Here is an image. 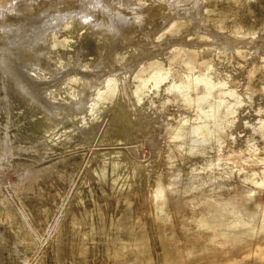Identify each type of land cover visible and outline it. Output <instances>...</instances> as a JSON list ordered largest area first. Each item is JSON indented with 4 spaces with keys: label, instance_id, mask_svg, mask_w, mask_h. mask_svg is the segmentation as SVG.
I'll use <instances>...</instances> for the list:
<instances>
[{
    "label": "rangeland",
    "instance_id": "rangeland-1",
    "mask_svg": "<svg viewBox=\"0 0 264 264\" xmlns=\"http://www.w3.org/2000/svg\"><path fill=\"white\" fill-rule=\"evenodd\" d=\"M30 1L0 0V76L39 94L27 101L14 94L19 105L0 113V137L11 127L15 144L28 149L18 155L40 157L53 177L28 189L16 160L3 165L0 264H264V0L202 1L198 21L193 0ZM155 7L160 16L149 23ZM73 12L90 21L71 20ZM124 25L125 35L107 36ZM43 26L58 46L49 54L57 67L34 71L23 52ZM112 53L119 64L132 59V71L120 70ZM91 75L97 83L73 118L64 105H75ZM124 83L134 103L119 93ZM122 108L141 124L137 136L145 130L150 139H124ZM24 128L37 140H23ZM129 175L137 186H126ZM139 188L149 195L148 211L140 210Z\"/></svg>",
    "mask_w": 264,
    "mask_h": 264
},
{
    "label": "bare ground",
    "instance_id": "bare-ground-1",
    "mask_svg": "<svg viewBox=\"0 0 264 264\" xmlns=\"http://www.w3.org/2000/svg\"><path fill=\"white\" fill-rule=\"evenodd\" d=\"M26 1V0H25ZM30 1V0H29ZM49 1H52V0H49ZM55 1L56 0H54V3H55ZM60 1V0H59ZM86 1H89V2H91L92 3V5H94V4H96V5H98V6H108L109 7V4H108V2H105V1H103V0H86ZM121 2H120V4H122L123 2H128L127 0H120ZM202 1H204L205 2V4H207L208 3V1L207 0H193V6H194V10H195V12L193 13V17H194V19H196L197 21H198V19H199V15H200V13H199V11H200V8H201V6L203 5V7H204V4H202V3H204V2H202ZM31 2V1H30ZM29 2V3H30ZM35 2V1H34ZM74 2V1H73ZM202 2V3H201ZM23 3V2H22ZM32 3H33V1H32ZM31 3V4H32ZM41 3L42 2H40L39 4L41 5ZM47 3H49V2H47ZM54 3H51L50 2V4H53L54 5ZM57 3V2H56ZM79 3V2H78ZM88 3V2H87ZM20 4V3H19ZM19 4H16L17 5V8H18V10H19V7H20V5ZM27 4H28V2H27ZM31 4H30V6H31ZM76 4V3H75ZM90 4V3H89ZM19 5V6H18ZM32 5H34V4H32ZM95 5V6H96ZM22 6V5H21ZM23 6H24V3H23ZM25 6H27V5H25ZM36 6H38V4L35 2V7ZM47 6H49L48 4H47ZM79 6V5H78ZM156 6V5H155ZM158 7H162V6H160V5H157ZM156 6V7H157ZM50 7H53V6H50ZM49 7V8H50ZM111 7V6H110ZM152 7V6H151ZM156 7L154 8V9H151V8H149L148 9V12L146 13V14H148L147 16L149 17L148 19H151V18H153V19H157V15L161 12L160 10H162L161 8H157L156 9ZM2 8V7H1ZM3 8H5V7H3ZM16 8V7H15ZM21 8V7H20ZM23 9L25 8V7H22ZM21 8V9H22ZM34 7H32V9H33ZM35 9H37V8H35ZM34 9V10H35ZM45 10H46V8H44ZM43 9V10H44ZM48 9V8H47ZM53 9H54V7H53ZM108 10H109V8H107ZM4 10V9H3ZM6 10V9H5ZM26 10V9H25ZM49 10V9H48ZM184 10V9H183ZM182 10V11H183ZM187 10V9H186ZM203 10V9H202ZM201 10V11H202ZM181 11V9L179 8L178 9V13H181L182 12ZM21 12V11H20ZM46 12H49V11H46ZM54 12V11H53ZM109 12V11H108ZM158 14H157V13ZM184 12H185V10H184ZM187 12H189V11H187ZM186 12V14H188ZM203 12V11H202ZM202 12H201V14H202ZM77 13H79V11L77 12ZM77 13H75L74 14V12L70 15V16H68L69 18H72L71 20H73L74 19V21H75V16L77 15ZM119 13V12H118ZM177 13V14H178ZM163 14H165V13H163ZM176 14V15H177ZM185 14V15H186ZM204 14V13H203ZM202 14V15H203ZM263 14V13H262ZM7 15V14H6ZM143 15V14H142ZM168 14H166V16H167ZM183 15V14H182ZM2 16V15H1ZM4 16V15H3ZM82 16H84V17H82ZM123 16V15H122ZM158 16H160V15H158ZM165 16V17H166ZM261 16V15H260ZM67 17V18H68ZM140 17V16H139ZM138 17V18H139ZM145 17V16H144ZM156 17V18H155ZM168 17V16H167ZM262 17V16H261ZM261 17H259V18H261ZM90 17L89 16H87V15H85V13H83V14H78L77 15V17H76V22L78 21L79 23H84V22H88V21H90V19H89ZM134 18V17H133ZM141 18V17H140ZM140 18H139V20H140ZM158 18H160V17H158ZM163 18H164V16H163ZM143 19V18H142ZM145 19H147V17L145 18ZM153 19H151V20H149L148 22L149 23H151V21H153ZM57 20V19H56ZM65 20V18H63V20H61V21H64ZM154 20V21H155ZM160 20V19H159ZM264 20V19H263ZM54 21V20H53ZM73 21V22H74ZM83 21V22H82ZM104 21V20H103ZM132 21V20H131ZM141 21V20H140ZM146 21V20H145ZM153 21V23L155 24V22ZM161 21V20H160ZM164 21V20H163ZM58 22V21H57ZM59 22H60V20H59ZM58 22V23H59ZM86 22V23H87ZM133 22V21H132ZM50 23H51V21H50ZM92 23V22H91ZM95 23V22H94ZM93 23V24H94ZM100 23V22H99ZM152 23V24H153ZM158 23H160L159 21H158ZM161 23H162V21H161ZM161 23H160V25H161ZM261 23V22H260ZM134 24V23H133ZM153 24V27L155 26ZM73 25H74V23H73ZM106 25V24H105ZM126 25V24H125ZM123 26L122 28H119L118 30H117V27H113L114 29H113V31H108L109 33L107 34V36L109 37V38H112V37H120V36H123V35H125L126 34V32H127V26ZM159 25V24H158ZM158 25H156L155 27H157ZM49 26H50V24H49ZM115 26V25H114ZM53 27V26H52ZM97 27V26H96ZM98 27H99V25H98ZM41 28V27H40ZM44 26H43V28H42V30L41 29H39L38 31H37V33L35 34V36L33 35L30 39H29V41L27 42V44H26V50L23 52V56H24V59H25V62L27 63H30V66H31V63L33 64V67H32V69H34V71L35 70H39V69H42V71L43 70H47V71H50L51 69L52 70H55V68L57 67H55V66H53L51 63H50V60H49V54H50V50L52 49H54L55 50V48L58 50V46H57V44L55 43V42H52L51 41V35L49 36V40H48V36H45L46 35V33L48 34L49 32H46L47 30H45V31H43L44 30ZM49 28V30H50V27H48ZM62 28V27H61ZM106 28V27H105ZM46 29V28H45ZM100 29H101V27H100ZM156 29V28H155ZM102 30V29H101ZM107 30V29H106ZM104 31V30H103ZM97 32V31H96ZM213 32H214V30H213ZM45 33V34H44ZM106 33V31L104 32V34ZM214 33H217V32H214ZM100 35V34H99ZM104 36H106V34L104 35ZM108 37H106V41H109L110 39H107ZM222 38H223V36H221ZM102 38V37H101ZM126 38H127V36H126ZM131 38V37H130ZM130 38H127L125 41H127L128 42V39H130ZM227 38V37H226ZM124 39V38H123ZM133 38H131V40H132ZM105 40V39H104ZM130 40V41H131ZM222 40V39H221ZM228 40V39H227ZM86 41V40H85ZM117 41H118V39H117ZM124 41V42H125ZM223 41V40H222ZM229 41V40H228ZM227 41V42H228ZM104 43V42H103ZM107 43V42H106ZM106 43H104V45L106 44ZM110 42H108L107 43V45L109 44ZM223 43V42H222ZM229 43V42H228ZM232 43V42H231ZM230 43V44H231ZM256 43V42H255ZM91 44V43H90ZM94 44V43H93ZM92 44V45H93ZM263 44V43H262ZM262 44H261V46H262ZM102 45V44H101ZM106 45V46H107ZM110 45V44H109ZM115 45V44H114ZM226 45V44H225ZM89 46H91V45H89ZM104 47V49L105 48H107V47ZM116 46V45H115ZM142 46V45H141ZM229 46V45H228ZM236 46V45H235ZM86 47V46H85ZM93 48H95L96 49V47H94V45L92 46ZM91 47V48H92ZM109 47V46H108ZM264 47V46H263ZM262 47V48H263ZM83 48V47H82ZM92 48V49H93ZM95 49H94V51H95ZM111 49V48H110ZM88 50V49H87ZM97 50V49H96ZM106 50V49H105ZM104 50V51H105ZM133 50V49H132ZM80 51V50H79ZM90 51V50H89ZM111 51H112V49H111ZM140 51V50H139ZM152 51V50H151ZM97 52V51H96ZM109 52V51H108ZM134 52V51H133ZM83 53V52H82ZM81 53V54H82ZM88 53H91V52H88ZM98 53V52H97ZM101 53V52H100ZM78 55V58H77V60H78V62L80 63L81 62V60H82V55ZM87 54V53H86ZM94 54V53H93ZM96 54V53H95ZM103 54H104V52H103ZM102 55V54H101ZM123 55V54H122ZM96 56H98V54L96 55ZM100 56V55H99ZM106 56V55H105ZM105 56L103 57V58H105ZM112 56H114V54L112 53ZM112 56H110L111 58H112ZM117 56H118V53H117ZM120 57V56H119ZM118 57V58H119ZM98 58V57H97ZM101 59L100 61H98V66L100 67V68H102L103 70L102 71H104V69H106L107 68V66H109V63L107 62L108 60H106V59ZM131 58V57H130ZM144 58V57H143ZM51 60H52V58H50ZM110 59V58H109ZM84 60V59H83ZM118 59H116V57L114 56L113 57V59H112V61H113V63L114 64H117L118 65V67H120V70H122L121 69V67H124V70L126 69L127 71H129V70H131L130 69V67L132 66V65H130V64H132L133 62H132V59H131V61L129 60V63L128 62H126L125 64H119L118 63V61H117ZM123 60H124V58H123ZM120 61V60H119ZM122 61V60H121ZM134 61V60H133ZM134 65V64H133ZM28 66V65H27ZM54 67V68H53ZM28 68V67H27ZM59 69V68H58ZM115 70H117V71H119L118 69H115ZM123 70V71H124ZM125 70V71H126ZM132 71V70H131ZM130 71V72H131ZM41 72V71H40ZM122 72V71H121ZM118 73H120V71L118 72ZM125 74H126V72H124ZM130 74V73H129ZM131 75V74H130ZM40 76V75H39ZM87 76V75H86ZM92 76V75H91ZM129 76V75H128ZM5 77H7V78H10L11 79V84H9L8 82H9V80L8 79H6ZM34 77V76H33ZM90 77V76H89ZM35 78V77H34ZM40 78V77H39ZM127 78V77H126ZM125 78V79H126ZM36 79V78H35ZM124 80V79H123ZM8 81V82H7ZM83 82H84V84L83 85H81V88L79 89V94H78V96H77V101H76V103H75V105H73V104H70L69 106H67V105H64V109L69 113V116L71 115L73 118H75L77 115H78V113L86 106V103H87V96H88V92H90L92 89H93V87L96 85V83H97V79L96 78H94V76H92L91 78H87V79H84L83 80ZM123 82V81H122ZM126 82V81H125ZM125 84V83H124ZM123 84V87H120V89L118 90L119 91V93H121V94H123V96L125 95V97H129L132 101L134 100V94H133V92H132V88H131V84L130 83H127V84H125L124 85ZM12 85H13V87L14 88H12ZM122 86V85H121ZM31 93H33L32 91H30V92H28L27 90H26V87L24 86V85H22L17 79H16V77H14V76H11V75H3V76H0V113L1 112H4V114H6L7 113V111L9 112V110H11L12 108H15L16 106H18L15 102H16V97H14V94H18L20 97H21V99H19L18 97H17V100L19 99L20 101H27L28 99L30 100V99H32L33 100V98H32V95H31ZM33 94H38L37 92H35V93H33ZM45 94V93H44ZM72 94V93H71ZM18 95H16V96H18ZM39 95V94H38ZM217 96L218 94H214V96ZM47 96V95H46ZM90 96V95H89ZM119 96H121L120 94H119ZM215 96V97H216ZM42 97H45V96H43L42 95ZM122 97V96H121ZM121 97H117V98H120L121 99ZM19 100L17 101V102H19ZM45 100H46V98H45ZM44 99H43V101H45ZM119 100V99H118ZM39 102H41V101H39ZM127 102V101H126ZM130 102V101H129ZM24 103V102H23ZM42 103V102H41ZM133 103H134V101H133ZM21 104H22V102H21ZM20 104V105H21ZM36 104V103H35ZM129 105H131V104H129ZM122 106V105H121ZM125 106H126V104H125ZM124 107V106H123ZM131 107V106H130ZM123 109V112L122 113H120V116L118 117V119H119V122H120V124H121V126H122V128H123V130H124V132L123 133H125L124 135V139H130L131 137H133V136H135V137H139V136H141L142 135V138H143V136H145V137H147V139H150L151 137H150V135H148V134H146V132L147 131H145V130H143V132L142 133H139L138 135L139 136H137V133H138V131H139V129L137 130V128H139L140 127V123L138 124L137 122H135V120H133L131 117H130V115H128V113L124 110V108H122ZM24 110V109H23ZM98 110V109H97ZM138 110V109H137ZM20 111H22V109H20ZM101 111V110H100ZM6 112V113H5ZM23 112V111H22ZM98 113V112H97ZM7 114H9V113H7ZM22 114V113H21ZM24 114V113H23ZM17 115H18V113H17ZM90 115V114H89ZM139 116L141 115V114H138ZM3 116V115H2ZM20 116V115H19ZM28 116V115H27ZM6 117H8V116H6ZM23 117V116H22ZM25 117V116H24ZM116 117V116H115ZM141 117V116H140ZM5 118V117H4ZM3 118V119H4ZM9 118V117H8ZM8 118H5L8 122H10L11 124H12V127H16V126H20L22 123V118L21 117H19V118H17L15 121L14 120H9ZM122 118V119H121ZM221 118V115H218V116H216V117H214L213 119H211L213 122H219V119ZM14 119V118H13ZM24 119V118H23ZM25 119H26V117H25ZM30 119V118H29ZM34 119V118H33ZM45 119V118H44ZM209 119V118H208ZM74 120V119H73ZM140 120V119H139ZM145 120V119H144ZM143 120V121H144ZM25 121H27V120H25ZM147 121V120H146ZM28 122H29V120H28ZM160 123H162V121H159ZM24 123V122H23ZM30 123V122H29ZM38 123V122H37ZM45 122H43V124H44ZM147 123V122H146ZM152 123V122H151ZM25 124V123H24ZM35 124V123H34ZM46 124V123H45ZM25 125H27L28 126V124H25ZM24 125V126H25ZM151 125V124H150ZM31 126H33L32 124H31ZM38 126H39V124H38ZM38 126H36V127H38ZM42 126V125H41ZM49 126L50 125H46L45 127H44V129H48L49 128ZM149 126V125H148ZM153 126V125H152ZM155 126V125H154ZM98 127V126H97ZM22 128V127H21ZM27 129H28V127H26ZM30 128H32V127H30ZM40 128V127H39ZM38 128V129H39ZM77 128V127H76ZM141 128V127H140ZM165 128V127H164ZM19 129V128H18ZM80 129V128H79ZM115 129V128H114ZM120 129V128H119ZM3 130H4V132L2 133V136L0 137V170L1 169H3L2 167H4L3 165H6V164H8L9 162L7 161L8 160V158H11V159H13V161L14 160H16V163H17V165L18 166H20V169L17 171V177H18V181H20V182H24L25 183V185H26V187L28 188V189H31L33 186H34V184L36 183V181H37V179H39V177H44L45 179H51L52 177H53V173H52V171H51V169L50 168H48V167H46L45 165L43 166L42 165V163L41 162H43L44 160H43V158H41L43 161H41L40 162V160H39V158H37L36 160H34V161H32V160H28L26 157V159L24 160V159H22L19 155H18V152L19 151H22V153L23 152H27L28 151V149H26L25 147H21V146H18V145H16L15 144V137L11 134V127H9V129H8V127L6 126V124L4 125V127H3ZM31 130V129H30ZM117 130H118V128H117ZM210 130H215V128H212V129H210ZM21 131V130H20ZM19 130H18V133L20 132ZM33 131V130H32ZM37 131V130H36ZM40 131V130H39ZM75 131H77V130H75ZM74 131V132H75ZM206 131V130H205ZM14 132V131H13ZM83 133H87L86 131L84 132V131H82ZM141 132V131H140ZM209 132H211V131H209ZM33 134V133H32ZM90 135H91V133H89ZM107 134V133H106ZM17 136V135H16ZM117 136V135H116ZM33 137H35V136H33ZM32 137V135L28 132H26V130H25V128H24V131H22V139L23 140H26V139H29L27 142H29L30 143V139H32V141L33 140H35L34 138ZM111 137H113V136H111ZM115 137V136H114ZM117 137H119V136H117ZM19 138H20V136H19ZM38 138V137H37ZM110 138V137H109ZM140 138V137H139ZM18 140V139H17ZM37 140V139H36ZM39 140V139H38ZM112 140V139H111ZM129 141V140H128ZM19 142H20V140H19ZM150 142V141H149ZM21 144H22V142H21ZM25 144V143H24ZM23 144V145H24ZM32 144V143H31ZM229 145V144H228ZM232 146V145H231ZM36 148V147H35ZM136 148V147H135ZM232 148V147H231ZM129 149V148H128ZM229 149H230V147H229ZM142 150V149H141ZM249 150V149H248ZM225 151V150H224ZM38 152V151H37ZM37 152H36V154H37ZM139 151H137V148L136 149H133V148H131V150L129 151V154H131V156L132 157H136V155L138 154L139 155V153H138ZM243 152H245V150L243 151ZM21 153V154H22ZM30 154V153H29ZM35 154V155H36ZM246 154V153H245ZM39 155H40V153H39ZM100 156V155H99ZM98 156V157H99ZM131 156H129L130 158H131ZM138 157V156H137ZM258 157V156H257ZM124 158L126 159V161L128 162V164L130 165V166H132V167H134V168H136V170H138L141 174H142V171H143V169L141 168V166H139L138 164L136 165V163L135 164H131V160L127 157V156H124ZM24 160V161H23ZM257 161V160H256ZM255 163V162H254ZM43 164H45V163H43ZM249 169V168H248ZM247 170V169H246ZM2 175V174H1ZM81 176V175H80ZM139 176H142L143 178H144V176L143 175H140L139 174ZM4 177V176H3ZM82 177V176H81ZM81 177H79L78 178V180H76L75 181V183H74V186H77L78 185V183H79V181L81 180ZM1 179V178H0ZM86 179V177L84 178V180ZM3 180V179H2ZM1 183V182H0ZM125 184H126V186H130L131 184H133L134 186H137L136 185V183L134 182V181H132L131 180V175H129L127 178H126V182H125ZM145 184H146V180L145 179H143L141 182H140V188H144L145 187ZM139 188V191H136V192H139V194H140V196H139V206H140V210L141 211H148L149 209H150V205H149V195H148V193H146V194H144V192H143V190L141 191V189ZM74 189H71V191H73ZM135 192V193H136ZM72 206V204L71 203H69L68 204V207L69 208H67L66 209V211H65V213L66 212H68L69 210H70V207ZM101 215V218L100 219H102V221H104L103 223H102V226H108L107 224H108V219H109V217L108 216H106L104 213L103 214H100ZM149 223L151 224V226L153 227V229L155 228V229H158V227H157V224H156V221L153 219V220H149ZM171 223H172V221H171ZM168 227V226H167ZM161 228H159L158 230H160ZM42 230V229H41ZM157 230V231H158ZM211 246V245H210ZM213 248V247H212ZM212 252V251H211ZM215 253V252H214ZM213 255V254H212ZM187 261V260H186ZM198 263V262H197ZM196 264V263H195Z\"/></svg>",
    "mask_w": 264,
    "mask_h": 264
}]
</instances>
